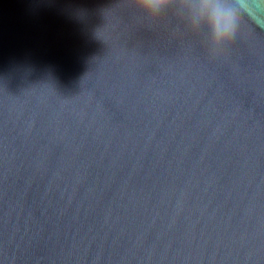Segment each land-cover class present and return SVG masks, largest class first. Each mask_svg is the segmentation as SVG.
Masks as SVG:
<instances>
[{
  "label": "water",
  "instance_id": "1",
  "mask_svg": "<svg viewBox=\"0 0 264 264\" xmlns=\"http://www.w3.org/2000/svg\"><path fill=\"white\" fill-rule=\"evenodd\" d=\"M200 0H0V264H264V26Z\"/></svg>",
  "mask_w": 264,
  "mask_h": 264
},
{
  "label": "clouds",
  "instance_id": "2",
  "mask_svg": "<svg viewBox=\"0 0 264 264\" xmlns=\"http://www.w3.org/2000/svg\"><path fill=\"white\" fill-rule=\"evenodd\" d=\"M134 6L155 19L170 9H178L181 0H133ZM199 12L215 43L235 39L242 19L264 26V0H200Z\"/></svg>",
  "mask_w": 264,
  "mask_h": 264
}]
</instances>
